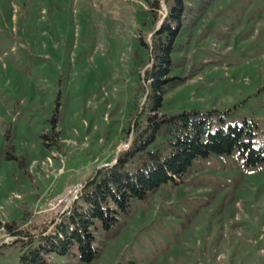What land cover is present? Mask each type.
<instances>
[{
	"label": "rangeland",
	"instance_id": "obj_1",
	"mask_svg": "<svg viewBox=\"0 0 264 264\" xmlns=\"http://www.w3.org/2000/svg\"><path fill=\"white\" fill-rule=\"evenodd\" d=\"M155 1L0 0V264H19L28 247L7 223L58 222L72 204L60 199L133 139L165 12ZM170 76L161 113L216 109L223 127L253 122L260 145L264 0H185ZM94 233L91 262L76 251L50 261L264 264V164L236 152L198 158Z\"/></svg>",
	"mask_w": 264,
	"mask_h": 264
},
{
	"label": "trees",
	"instance_id": "obj_2",
	"mask_svg": "<svg viewBox=\"0 0 264 264\" xmlns=\"http://www.w3.org/2000/svg\"><path fill=\"white\" fill-rule=\"evenodd\" d=\"M167 6V17L152 37L153 62L145 72L149 94L144 115L135 122L132 144L119 153L114 165L99 169L94 179L87 180L58 222L52 219L33 231L19 228L15 222L5 225L28 239L19 264H56L50 261L51 255L76 253L81 262H91L98 254L94 244L98 226L110 230L135 200L181 179L198 158L236 152L245 166L264 164V139L256 145L253 122L223 127L225 117L216 109L161 113L166 87L176 79L170 76L172 55L183 27L185 0H167ZM141 44L149 48L144 41Z\"/></svg>",
	"mask_w": 264,
	"mask_h": 264
},
{
	"label": "water",
	"instance_id": "obj_3",
	"mask_svg": "<svg viewBox=\"0 0 264 264\" xmlns=\"http://www.w3.org/2000/svg\"><path fill=\"white\" fill-rule=\"evenodd\" d=\"M161 5H162V8H163L164 11H165V12H164V16H163L162 19L158 22L155 31L151 33L150 37L153 36V35H155V34L161 29L162 23H163V21L165 20V18L167 17V11H168V8H167L166 0H162ZM149 45H150V48H151V49H150V52H151V50H152V40H151V38L149 39ZM150 56H151V61H150V63H149L148 66H150V65L152 64V62H153L152 53H150ZM147 96H148V92L146 93V95H145V97H144V100H143V103H142V104L145 103V101H146V99H147ZM131 144H132V135H130V137H129V141H128L127 144L120 145V146L117 148L116 153H115V156H114V159H113L110 163L105 164V165H100V166H98L97 170L95 171L94 175L91 177L90 180H92V179L95 178V176L97 175V172H98L99 169H101V168H103V167H105V166H112V165H114V164L117 162V160H118L119 153H120L122 150H124V149H126L127 147H129ZM87 182H88V181H87ZM87 182H85V183H84V184L78 189V192H80V191L85 187V185L87 184Z\"/></svg>",
	"mask_w": 264,
	"mask_h": 264
},
{
	"label": "built area",
	"instance_id": "obj_4",
	"mask_svg": "<svg viewBox=\"0 0 264 264\" xmlns=\"http://www.w3.org/2000/svg\"><path fill=\"white\" fill-rule=\"evenodd\" d=\"M79 196L78 189H70L61 199L60 203L66 204V206L70 205L73 201H75Z\"/></svg>",
	"mask_w": 264,
	"mask_h": 264
}]
</instances>
